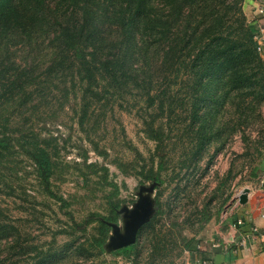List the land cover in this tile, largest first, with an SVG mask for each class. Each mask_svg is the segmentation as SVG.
<instances>
[{"label": "rangeland", "instance_id": "obj_1", "mask_svg": "<svg viewBox=\"0 0 264 264\" xmlns=\"http://www.w3.org/2000/svg\"><path fill=\"white\" fill-rule=\"evenodd\" d=\"M248 5L243 0L240 9L247 22L254 24ZM25 53L19 48L16 56L29 59ZM34 75L31 105L13 112L14 107L1 104L0 115L9 116V121L0 120L7 125V133L20 141L50 138L55 162L50 189L55 196L39 183L32 160L21 149H14L4 165L13 193L2 185L0 216L12 224L17 242L1 246L2 262H35V251L21 254L22 245L51 248L57 256L51 264L184 262L190 252L185 250L187 240H205L206 233L221 224L237 199L236 192L250 183L252 169L264 157V97L259 94L245 95L243 90L240 96L230 95L213 118L202 117V110L193 116L196 100L183 96L194 92L186 91V76H181L175 86L179 97L175 111L156 117L155 106L148 107L144 96L132 88L125 89L123 98H116L112 92L103 94L99 87L100 98L92 101L81 121L84 86L76 78L72 81L65 75L52 81L39 68ZM153 119L154 126L164 132L163 150L158 153L157 142L145 131ZM208 121L210 126L203 129ZM207 138L210 142L204 144ZM160 157L162 182L153 195L156 212V199L161 208L139 230L129 255L89 248L96 222L86 233L55 234L71 218L80 221L90 212L108 215L110 200L131 205L138 186L152 182L138 172L142 167L157 170ZM112 183L118 187L117 195H112Z\"/></svg>", "mask_w": 264, "mask_h": 264}, {"label": "trees", "instance_id": "obj_2", "mask_svg": "<svg viewBox=\"0 0 264 264\" xmlns=\"http://www.w3.org/2000/svg\"><path fill=\"white\" fill-rule=\"evenodd\" d=\"M242 1L0 0V105L14 107L13 112L31 105L38 68L52 81L70 75L72 81L76 78L75 82L84 86L81 121L92 101L100 98L99 87L103 94L112 92L116 98H123L125 89L132 88L144 96L148 107L155 106L156 117L169 116L179 98L175 86L181 76H186V91L191 88L194 92L183 96L195 98L193 116L202 110V117L213 118L230 95L240 96L243 90L245 95L264 97V58L254 39L258 29L242 14ZM19 48L30 58L17 57ZM190 78L191 85L187 84ZM0 118L9 121V116ZM153 121L147 123L145 131L157 142L158 153L163 150L164 132ZM210 124L208 121L203 129ZM0 128V193H5L2 185L13 193L4 176V165L19 148L32 160L39 183L54 197L50 189L55 164L50 138L30 143L7 133V125L1 120ZM209 142V138L204 140V144ZM160 159L157 170L142 167L138 174L144 180L162 182L159 170L164 162L163 157ZM112 185V195H117L118 187ZM57 199L66 204L62 197ZM119 201H109L108 215L90 212L80 221L71 218L55 234L86 233L96 222L89 248L106 252L108 222H117ZM156 203L157 214L161 205L157 199ZM11 225L0 216V249L17 242ZM197 242L188 239L185 250H194ZM133 246L111 253L129 255ZM21 249V254L35 251L37 259L32 264H51L57 258L51 248L22 245ZM16 261L0 260V264Z\"/></svg>", "mask_w": 264, "mask_h": 264}, {"label": "crops", "instance_id": "obj_3", "mask_svg": "<svg viewBox=\"0 0 264 264\" xmlns=\"http://www.w3.org/2000/svg\"><path fill=\"white\" fill-rule=\"evenodd\" d=\"M262 1L247 0L251 21L264 33V11L258 13ZM260 55L264 58V51ZM250 177V183L236 192L237 199L221 224L209 230L205 240L195 238L196 248L178 264H200L201 259H208L209 264H264V157L252 169ZM245 187L250 191L247 201L240 204L238 196ZM238 219L243 224H236ZM252 227L257 228L255 234L250 233Z\"/></svg>", "mask_w": 264, "mask_h": 264}, {"label": "water", "instance_id": "obj_4", "mask_svg": "<svg viewBox=\"0 0 264 264\" xmlns=\"http://www.w3.org/2000/svg\"><path fill=\"white\" fill-rule=\"evenodd\" d=\"M159 183L153 180L150 184H140L136 200L131 204H122L118 208L120 222H108L110 232L104 244L107 253L132 245L137 240L139 229L150 221L156 212L153 191ZM250 191L245 187L238 196V202L244 204Z\"/></svg>", "mask_w": 264, "mask_h": 264}, {"label": "built area", "instance_id": "obj_5", "mask_svg": "<svg viewBox=\"0 0 264 264\" xmlns=\"http://www.w3.org/2000/svg\"><path fill=\"white\" fill-rule=\"evenodd\" d=\"M264 11V1L261 2V4L258 6V13H263ZM254 39L256 41V49L259 53H262L264 51V33L263 30H258V32L254 35ZM236 224L241 225L243 224L242 219H238L236 221ZM257 232L256 227H252L250 233L255 234ZM262 232L264 234V227L262 229ZM200 264H209L208 259H201Z\"/></svg>", "mask_w": 264, "mask_h": 264}, {"label": "flooded vegetation", "instance_id": "obj_6", "mask_svg": "<svg viewBox=\"0 0 264 264\" xmlns=\"http://www.w3.org/2000/svg\"><path fill=\"white\" fill-rule=\"evenodd\" d=\"M118 211V210H117Z\"/></svg>", "mask_w": 264, "mask_h": 264}]
</instances>
